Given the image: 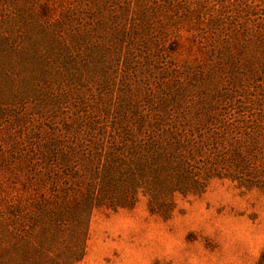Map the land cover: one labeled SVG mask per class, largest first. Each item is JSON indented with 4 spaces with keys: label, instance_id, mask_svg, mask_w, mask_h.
<instances>
[{
    "label": "rangeland",
    "instance_id": "rangeland-1",
    "mask_svg": "<svg viewBox=\"0 0 264 264\" xmlns=\"http://www.w3.org/2000/svg\"><path fill=\"white\" fill-rule=\"evenodd\" d=\"M254 143L264 0H0V264H264Z\"/></svg>",
    "mask_w": 264,
    "mask_h": 264
},
{
    "label": "trees",
    "instance_id": "trees-1",
    "mask_svg": "<svg viewBox=\"0 0 264 264\" xmlns=\"http://www.w3.org/2000/svg\"><path fill=\"white\" fill-rule=\"evenodd\" d=\"M182 142L183 141H180V140L175 141V143H176L175 146L176 147H182L183 146V143ZM185 146H186V144H185ZM203 149L204 148H202L201 146H199V147L197 146L196 149H195V151L198 154V153H201L203 151ZM261 149L262 148H260L259 143L252 144L250 147H248L246 149L245 152L241 150V147L240 146L234 147L233 148V151H231L232 153L227 155L228 156L227 157L228 158V161H226V163H227V166L229 168H232L233 167L237 171L234 170L233 173L230 171L231 175H230L229 179L230 180H237L236 179V176L239 175V174L242 175V177H249V178L253 177L254 175H257L258 172H255V171H257L256 169L253 170L250 167H248V162H247L248 161V158H247V156L249 154H251L253 156H258V154L260 153V150ZM216 154H219V152H217ZM181 159L182 160H185L184 158H181ZM168 160L169 161L167 163H165L167 165V168L171 169L173 172H176V170H174V167H173V162L174 161L171 160V159H168ZM214 160H215L214 162H217L216 160H218V162H220V160L221 161L223 160V162H224V160H226V159H224V157H222V156L216 155V159H214ZM177 165L178 164L176 163V166L175 165L174 166L178 170V166ZM242 170H245V173H243ZM247 174H250V175H247ZM252 183L253 182L251 181L250 184H252ZM73 192H75V191H73ZM62 193L64 194V196L65 195L69 196V193H70L69 187L64 188V190L62 191ZM58 196H59V192H56L55 198L56 197L58 198ZM87 206H88V209L90 210L93 207V204L90 203V201H89Z\"/></svg>",
    "mask_w": 264,
    "mask_h": 264
}]
</instances>
